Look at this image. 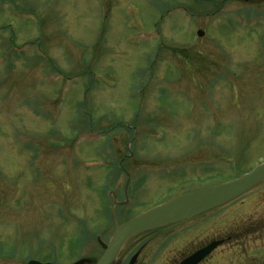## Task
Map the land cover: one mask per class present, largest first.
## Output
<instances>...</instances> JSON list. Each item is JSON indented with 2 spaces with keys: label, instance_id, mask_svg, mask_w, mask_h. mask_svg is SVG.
Masks as SVG:
<instances>
[{
  "label": "rangeland",
  "instance_id": "1",
  "mask_svg": "<svg viewBox=\"0 0 264 264\" xmlns=\"http://www.w3.org/2000/svg\"><path fill=\"white\" fill-rule=\"evenodd\" d=\"M262 161L264 2L0 0V264H93L109 191L122 221Z\"/></svg>",
  "mask_w": 264,
  "mask_h": 264
},
{
  "label": "flooded vegetation",
  "instance_id": "2",
  "mask_svg": "<svg viewBox=\"0 0 264 264\" xmlns=\"http://www.w3.org/2000/svg\"><path fill=\"white\" fill-rule=\"evenodd\" d=\"M120 164L122 171H125L124 165ZM127 180L129 181L128 176ZM126 189L124 199L116 200V206H125ZM255 200L256 205H264V181L223 206L133 237L122 248L121 252L126 251L118 264H128L133 256H136L133 264H181L198 250L214 242L217 243L216 246L196 264H264V226L226 223L230 216L234 217L237 210H240L234 207L231 215L226 212L228 207L236 204L239 205L238 208H243ZM156 204L158 203L153 205ZM206 214L210 216L209 219H204Z\"/></svg>",
  "mask_w": 264,
  "mask_h": 264
},
{
  "label": "water",
  "instance_id": "3",
  "mask_svg": "<svg viewBox=\"0 0 264 264\" xmlns=\"http://www.w3.org/2000/svg\"><path fill=\"white\" fill-rule=\"evenodd\" d=\"M264 1V0H261ZM199 36L201 31H197ZM264 179V161L249 172L232 180L219 184L191 190L171 197L170 199L148 209L144 212L119 223L115 215V200H111V220L113 231L107 244H103V252L94 264H118L126 249L121 252L124 245L133 237L156 228L199 215L207 210L218 207L238 197ZM111 194L114 195L113 192ZM216 242L210 243L200 249L181 264H195L208 254ZM133 256L128 264L135 261ZM88 262L81 259L76 264ZM27 264H50L30 260Z\"/></svg>",
  "mask_w": 264,
  "mask_h": 264
}]
</instances>
